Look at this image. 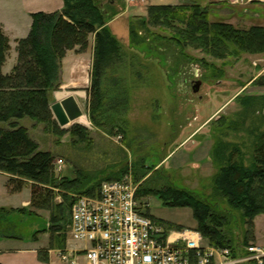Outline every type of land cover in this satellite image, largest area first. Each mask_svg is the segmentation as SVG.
Returning a JSON list of instances; mask_svg holds the SVG:
<instances>
[{
	"label": "rangeland",
	"instance_id": "rangeland-1",
	"mask_svg": "<svg viewBox=\"0 0 264 264\" xmlns=\"http://www.w3.org/2000/svg\"><path fill=\"white\" fill-rule=\"evenodd\" d=\"M96 1L109 11L110 28L120 40L125 54L117 73H122L125 84L130 88L127 131L123 136L95 127L90 119L88 103L83 99L81 108L84 116L65 126L59 124L62 133L45 130L44 123L35 125L33 120H21L41 149L55 153V162L59 158L64 160L62 172L57 176L85 177L90 185H94L112 171L115 175L120 171L128 174L139 184V190L149 192L142 198L149 202L150 213L176 229L197 227L193 209L167 206L155 193L166 185L185 188L216 204L222 213H228L224 232L233 240V245L243 246L244 239L264 245V213L254 218L255 229L252 232L241 212L230 207L224 196L216 191L214 178L218 167L212 157L217 140L238 144L248 141L243 133L227 130L221 119L239 118L238 114L243 109L239 97L264 95V85L258 84L259 78L264 76V62L249 53L238 58L217 59L189 46L176 48L166 40L170 37L168 30L143 23L148 18V5L191 3L188 0ZM257 9L263 13L264 6ZM210 17H217V14L210 12ZM256 21L264 26V14L261 20ZM253 22L242 28L248 29ZM18 57L17 44L16 49L11 47L8 53L4 74L13 71ZM198 80L202 85L198 92H194L193 86ZM63 91L59 88L51 93V106L60 100L56 98ZM74 124L89 128L90 142L73 140L70 129ZM7 126L0 122V127ZM6 175L0 171V208L9 210L0 232L16 237L0 238L3 242L0 249L2 252H15L11 254L14 257L11 264H22L23 255L19 249L37 250L38 256L36 253L29 255L27 264H48L43 261L47 256L50 262L62 264L54 252L62 248L59 245L65 237L63 230L67 229L63 225L69 222V217H63L64 221L55 225L49 211L31 213L29 206L24 204L30 199V186L10 193ZM57 191L59 195L61 190ZM55 200L62 203L64 198L60 201L56 196ZM20 208L27 211H19ZM41 256L44 259L41 260ZM82 264H86L84 259Z\"/></svg>",
	"mask_w": 264,
	"mask_h": 264
},
{
	"label": "trees",
	"instance_id": "trees-1",
	"mask_svg": "<svg viewBox=\"0 0 264 264\" xmlns=\"http://www.w3.org/2000/svg\"><path fill=\"white\" fill-rule=\"evenodd\" d=\"M147 20L152 26L169 31L170 45L176 48L187 46L202 50L217 59L238 58L243 53H264V26L240 28L229 22L213 21L210 9L198 2L177 5H149ZM32 26L28 37L18 42V64L10 74L3 73L10 39L0 25V171L9 176L7 187L10 193L21 191L29 185L31 201L29 211H49L53 224L69 217L73 194H95L104 180L119 179L123 172L90 185L85 177H59L54 170L56 154L43 150L30 134V129L21 120L30 119L45 124V130L61 132L60 125L51 109V93L62 85V61L69 50L85 51L89 36L95 34L94 62L91 85L88 88V111L93 125L110 134L126 135L130 88L125 84L120 67L125 54L120 40L108 25L110 13L96 0H64V7L56 12L32 14ZM133 33V32H132ZM258 84L264 85V76ZM112 91V95L110 94ZM243 107L236 120L221 119L227 130L243 133L248 141L243 144L217 140L212 149L213 161L218 167L214 178L216 191L227 203L241 212L254 232V218L264 213V95L239 97ZM70 131L75 142H90L89 128L74 124ZM66 188V189H62ZM64 198L56 202V196ZM155 192V191H153ZM149 192L138 191L141 198ZM167 206L190 207L197 221L196 230L210 244L218 248H230L234 255L243 246L232 244L224 232L228 213H222L216 204L208 202L195 193L173 185H166L155 193ZM148 202L147 200H145ZM9 210L0 208V230ZM19 211L26 212V208ZM167 228L171 223L156 218ZM68 222L63 225L66 227ZM68 229V228H67ZM60 247H64L68 230ZM177 229H182L179 227ZM0 237H16L0 232ZM44 259L43 256L40 257ZM49 262L48 256L45 258ZM241 264H256L247 262Z\"/></svg>",
	"mask_w": 264,
	"mask_h": 264
},
{
	"label": "built area",
	"instance_id": "built-area-1",
	"mask_svg": "<svg viewBox=\"0 0 264 264\" xmlns=\"http://www.w3.org/2000/svg\"><path fill=\"white\" fill-rule=\"evenodd\" d=\"M64 160L55 162L62 172ZM131 176L104 180L92 195L73 194L66 245L56 250L63 264H264V246L249 243L233 254L210 244L194 228L169 229L147 214ZM61 201V195L57 196Z\"/></svg>",
	"mask_w": 264,
	"mask_h": 264
},
{
	"label": "crops",
	"instance_id": "crops-1",
	"mask_svg": "<svg viewBox=\"0 0 264 264\" xmlns=\"http://www.w3.org/2000/svg\"><path fill=\"white\" fill-rule=\"evenodd\" d=\"M190 2H197L203 6H208L210 12H215L217 17L215 21L229 22L237 27L242 28L247 26L252 20L253 24L250 26H262L256 20L262 19V14L257 7L264 6V0H188ZM187 2V1H186ZM185 3V2H184ZM149 6V5H148ZM64 7V0H0V25L4 33L10 39V45L16 49L19 40L28 37L32 26V14L36 12H56L61 11ZM110 8V2H109ZM212 18V20H214ZM244 22V23H241ZM247 23V24H246ZM110 27V20L108 21ZM249 27V28H250ZM246 29V28H245ZM95 51V34L89 36V45L85 51L69 50L62 61V85L60 89L63 92L56 98V100L64 99L69 95L75 96L79 105L81 106V99L88 103V88L91 83V71L94 62ZM264 62L263 54H254V56ZM69 92V93H68ZM57 97V96H56ZM59 100V101H60ZM6 175V173H5ZM7 176L6 186L9 176ZM8 189V187H7ZM9 191V190H8ZM30 199L25 201L24 204L28 205ZM40 213V211H39ZM192 228V227H189ZM195 229V228H194ZM259 236V235H257ZM2 238V237H0ZM4 239V238H2ZM3 242L0 241V244ZM263 245L262 243H259ZM264 246V245H263ZM23 255L21 259L22 264H27L29 255L37 254V250L19 249ZM56 254V251L54 252ZM15 254L12 250H5L2 252L0 249V264H11ZM57 257V254H56ZM24 259V260H23ZM57 261L62 263L57 257ZM48 264H54L50 262ZM63 264V263H62ZM82 264V262H81Z\"/></svg>",
	"mask_w": 264,
	"mask_h": 264
},
{
	"label": "water",
	"instance_id": "water-1",
	"mask_svg": "<svg viewBox=\"0 0 264 264\" xmlns=\"http://www.w3.org/2000/svg\"><path fill=\"white\" fill-rule=\"evenodd\" d=\"M201 85V80L196 81L193 86L194 92H198ZM51 109L61 126H65L84 116L81 106L73 95H69L64 99L54 103L51 106Z\"/></svg>",
	"mask_w": 264,
	"mask_h": 264
}]
</instances>
